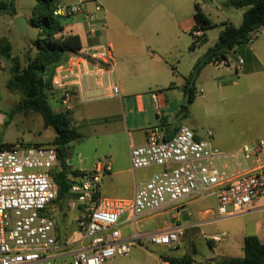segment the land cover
<instances>
[{
  "label": "built area",
  "instance_id": "built-area-1",
  "mask_svg": "<svg viewBox=\"0 0 264 264\" xmlns=\"http://www.w3.org/2000/svg\"><path fill=\"white\" fill-rule=\"evenodd\" d=\"M87 4H92L89 11L84 10ZM80 13H84L89 43L57 66L51 80L57 92L54 101L70 113L77 95L97 92L103 98L121 96L112 47L95 42L106 27L97 16L102 8L94 0H78L58 6L53 16L68 19ZM191 36L196 46L204 40L200 29H192ZM255 37L253 34L248 44ZM237 62L240 67L242 60ZM210 65L221 67L226 62L214 59ZM152 100L158 108L157 98ZM211 138V131L202 139L182 126L171 138L162 140L157 128L149 129L146 144L130 148V166L133 171H156L129 199L103 196L102 179L111 172L107 160L98 162L91 171L69 175L65 202L75 214L77 237L73 241L61 237L53 217L59 212L52 182L53 172L59 170L57 150L22 141L1 148L0 264H112L115 257L128 256L132 247L144 242L168 247L179 241L182 228L140 232L138 222L163 211L173 212L179 219L183 204L197 197H214L221 218L263 210V203L256 204L264 199V140L223 152L212 146ZM125 227L131 229L127 235L121 232ZM224 237L214 235L210 240L218 243ZM159 264L171 263L161 259Z\"/></svg>",
  "mask_w": 264,
  "mask_h": 264
},
{
  "label": "rangeland",
  "instance_id": "rangeland-1",
  "mask_svg": "<svg viewBox=\"0 0 264 264\" xmlns=\"http://www.w3.org/2000/svg\"><path fill=\"white\" fill-rule=\"evenodd\" d=\"M1 1L12 2L18 16L24 19L31 17L35 5V0ZM77 1L57 0V3L59 6H64L77 3ZM226 2L227 0H171V9L168 10V0H97L99 6L105 11L104 22L107 24L108 31H106L109 32V40L112 43L117 75L120 77L121 71L126 69L132 72L142 64L140 57L121 56V40L124 39L123 41L129 47L134 48L132 31L137 26L149 23L156 26V30L159 31L156 39L162 45H168V23H170L172 36L168 48L171 49V57H168V60L171 62L176 58L178 62L177 65H174L173 70L176 79L171 82L180 85L192 72V64L201 59L205 52L216 43L218 33L223 29L224 24L234 28L241 25L244 9L227 7L225 6ZM194 4L213 25L212 28L204 32L206 39L199 46H195L193 38L182 31V28L192 18ZM97 16L102 17V14H97ZM81 24L82 20L79 14H75L65 20L63 27L64 32L68 34H79L83 42L82 46H84L85 35ZM121 35L123 39L120 40L119 36ZM0 38L8 40L11 46V55L23 62L25 53L37 38V32L31 26H27L26 33L21 38L11 22V17L2 15L0 17ZM239 47H242L244 52L238 51L237 56L244 57L246 49L249 48L253 53L259 55L262 64L261 67H256V73L246 74L242 70L235 71V66L240 68L237 62L239 58L236 56L237 59H235L230 54L228 67L207 65L201 70L194 82L196 86L195 99L185 115L182 113L181 105L184 108L187 107L186 98L182 103H179L177 92L172 94L170 92L169 100H172L173 104L166 113L170 126L187 127L203 139H205L206 131H211L212 146L224 152L234 151L257 140H264V26L251 44ZM255 47L258 51L254 50ZM5 71L7 73H3ZM9 78V63L0 58V145H12L17 141L26 144H50L55 133L52 129L43 128L38 115L29 112L27 114L14 113L11 118L8 116L21 101V97L17 93L7 90L6 83ZM167 80L168 74H160L157 78L149 81L150 83L164 84ZM90 101L92 100L84 103L90 110V118L82 124V127L76 128L80 138L68 145L67 162L73 172L88 171L96 163L104 162L109 158L110 139L105 133L103 121L91 118V115L95 116V113L99 115V111L92 108L97 103ZM49 104L53 109L54 100H50ZM138 171H147L150 174V169ZM56 206L58 207V205ZM205 210H210L213 213L206 217V222L201 223V217L197 214ZM188 212L195 215L196 218L190 220V223H194L195 226L187 231L183 230L177 243L163 247L144 242L132 247L128 256L115 257L112 264H159L162 257L181 258L184 256L191 257L192 264H218L225 258L242 256L244 236L253 235L259 230L264 233V213L252 212L221 218L216 213L214 197H197L188 201L180 213L187 215ZM174 214L170 211H163L145 216L138 222L137 228L140 232L164 230L171 223V216ZM53 217L57 222L61 237L73 241L77 237L73 222L75 214L68 210L65 201L59 212H55ZM179 224L180 226L185 225L182 217L179 218ZM121 232L127 235L131 229L125 227ZM221 234H225V237L220 242L214 243L210 240L212 236Z\"/></svg>",
  "mask_w": 264,
  "mask_h": 264
},
{
  "label": "crops",
  "instance_id": "crops-1",
  "mask_svg": "<svg viewBox=\"0 0 264 264\" xmlns=\"http://www.w3.org/2000/svg\"><path fill=\"white\" fill-rule=\"evenodd\" d=\"M94 1L96 2V4H98L97 0ZM65 5H73V4H65ZM91 6L92 4H87L84 10L89 11L91 9L90 8ZM167 9L168 10L171 9V0H168ZM101 14H102L101 18L104 21L105 11L103 10V8ZM193 14L190 21L186 24L184 28H182V31L188 33V35L191 38H192L191 30L195 25ZM83 16L84 13L79 14V17L82 20L81 25L84 28V35H85L84 42L86 44L89 43V40L87 39ZM25 19L27 20L28 23L27 26H29L30 18L29 19L25 18ZM12 21L13 19H11V22ZM106 25L107 24L105 23V26ZM106 30L108 31L107 26L100 33L99 37L95 40V42L104 41L105 43L111 45L112 47V43L109 40L110 39L109 32H107ZM171 31H172V25L168 23V39H169L168 45L171 43V38H170L172 36ZM158 32L159 31L156 30V26L151 25L149 23L143 26L135 27L131 33L133 44H135L134 48L131 46L129 47L123 41L124 39L122 35L119 36L120 40L123 39L121 40L122 46L120 47L121 56L122 57L137 56L140 57L142 60L141 66L138 69L133 70L132 72L129 71L128 69L122 70L120 73V77L119 75H117L116 72L115 80L117 81L121 91V96L119 98H103L100 97L99 93L97 92H89V93L77 95L72 102V104L74 105V110L71 112V125L73 128H75V130L76 128L82 127V124L85 121H88L90 118L89 117L90 110L88 109L87 106H85L84 103H86L89 100H92L90 102L97 103L92 108L93 109L96 108V110L99 111V115L95 113V116L91 115V118L94 119L97 118L96 121H103L105 133L109 137L108 139H110L109 141L110 152L107 161H109L111 165V172L104 176L101 183L102 184L101 192L103 196L107 198H112V199L131 198L135 192L136 187L140 183L147 181L150 175L154 171H156V169L152 168L150 169V174H148L147 171L146 172L133 171L130 166V156H129L130 148L145 145L146 137L149 129L157 128L159 130L161 139L167 140L171 138L180 127H182V126H170L168 123V116L166 115V113L168 112V110H170V106L173 104V101L169 100L170 92L171 94L177 92L179 103H182V101H184V99L186 98L183 89L185 85V81L183 80L180 85L171 82L172 80L176 79V77H174L173 70H174V65H177L178 62L176 58L175 60L172 59L171 62L168 60V57H171V51H170L171 49L168 48V45H162V43H160L156 39L158 38ZM63 33L68 34L67 32L64 31ZM75 35H77L80 39L79 34H75ZM205 39L206 38L204 37L203 41H205ZM80 42L83 45L81 39ZM243 45H247V44H243ZM239 46L241 45L235 46L227 52V54L225 55L226 65L224 67L229 66L228 56L230 54L233 55L235 59H237L236 53L238 51L244 52L241 49L242 47ZM254 50L258 51L256 47L254 48ZM237 57L242 60V65L240 66V68L235 66L234 67L235 71L242 70L246 74H254L257 71L256 67L257 66L261 67L262 62L260 61L259 55L253 53L251 48L246 49V55L244 57H241L239 55ZM192 65L194 66V64ZM3 73H7V71ZM160 74H164V75L168 74L167 82H165L164 84H156L154 82L150 83L149 80L157 78ZM194 88L196 94L195 84H194ZM153 97L157 98L158 108H156V105L153 103L152 100ZM93 100L96 102H94ZM190 105H188L185 108L183 105H181V108H183L182 111L183 115H185ZM53 110L55 112L62 111V109H60L59 104L56 101H54ZM228 152H232V151H228ZM94 166L88 171H91L94 168ZM88 171H83V172H88ZM187 203L188 201L183 204V208ZM261 203H263L264 205V199L259 201L256 204V207L260 206ZM253 212L264 213V209ZM211 213L213 212L210 210H205L202 213L201 212L198 213L197 215L201 217L202 220L201 223H204L206 222L205 220H207L206 217ZM181 217L182 218L185 217V220H183L185 221L184 226H180L179 219L178 218L175 219L174 215H172L171 223L165 229H170L174 226H178L183 230L187 231L195 226L194 223H190L191 219L196 218L193 213L188 212L187 215L181 214ZM253 236H256L258 240L264 244V233L261 230L255 232Z\"/></svg>",
  "mask_w": 264,
  "mask_h": 264
},
{
  "label": "trees",
  "instance_id": "trees-1",
  "mask_svg": "<svg viewBox=\"0 0 264 264\" xmlns=\"http://www.w3.org/2000/svg\"><path fill=\"white\" fill-rule=\"evenodd\" d=\"M58 6L57 0H35L29 26L36 30L37 38L25 53L24 61L21 62L11 55V46L6 38H0V58L9 63L10 78L6 83L7 90L21 97L18 106L8 116L11 118L14 113L31 112L41 118L44 129H52L55 133L54 139L47 146L57 150L59 170L53 172L52 182L56 186L54 203L60 210L63 202L69 197L70 183L67 177L79 173L71 171L67 164L68 145L79 139L80 135L71 125L70 112H55L50 106L49 101L57 97V92L52 89L51 80L55 68L63 64L71 54L76 53L82 44L77 35L63 33L66 19L53 16ZM225 6L244 9L242 23L238 28L224 24L216 43L194 64L183 87L187 106L195 99L194 82L201 70L214 59L225 60V55L233 47L248 44L250 37L253 34L257 35L264 26V0H227ZM2 15H9L11 19L17 16L12 2L0 0V17ZM193 19L195 22L193 29L205 32L213 27L197 5H194ZM7 146L10 145H0V149ZM162 259L168 260L171 264L193 263L189 256ZM218 264H264V244L256 236L247 235L243 238L242 256L225 258Z\"/></svg>",
  "mask_w": 264,
  "mask_h": 264
},
{
  "label": "water",
  "instance_id": "water-1",
  "mask_svg": "<svg viewBox=\"0 0 264 264\" xmlns=\"http://www.w3.org/2000/svg\"><path fill=\"white\" fill-rule=\"evenodd\" d=\"M13 26L17 29L21 38L24 37L27 28V20L22 17H15L12 21ZM185 220V217L183 218Z\"/></svg>",
  "mask_w": 264,
  "mask_h": 264
}]
</instances>
